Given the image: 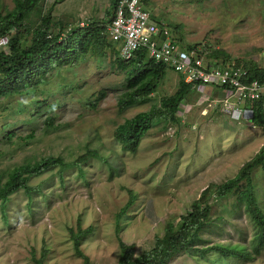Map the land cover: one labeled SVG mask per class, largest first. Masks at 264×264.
I'll return each mask as SVG.
<instances>
[{
	"label": "rangeland",
	"instance_id": "374dc122",
	"mask_svg": "<svg viewBox=\"0 0 264 264\" xmlns=\"http://www.w3.org/2000/svg\"><path fill=\"white\" fill-rule=\"evenodd\" d=\"M52 5L51 35L65 39L74 29L107 26L111 0H46L43 14ZM13 7V0H0V13ZM147 9L172 29L182 47L222 51L228 59L219 61L264 69V0H149ZM26 24L32 32L41 21L32 14ZM30 41L25 34L22 43ZM6 43L0 41V50L8 51ZM118 59L117 45L107 38L100 53L55 65L43 83L0 99L1 184L17 167L47 157L72 163L94 150L106 159L83 165L84 178L77 168L64 171L63 179L58 168L31 177L29 185L37 190L31 200L23 190L10 198L7 222L0 205V264H35V259L84 264L71 231L88 229L81 249L91 264H119V239L139 258L166 236L169 223L177 226L200 203L202 212L209 209L205 221L188 240L190 249L178 250L169 264H264V252L245 262L215 249L245 246L252 252V224L237 194L221 199L216 190L261 152L264 127L231 120L220 102L224 95L194 91L181 103L177 124L156 119L138 151L125 152L116 129L160 108L164 98L177 93L180 79L167 70L156 89L145 94L138 86L129 88L133 73L121 70ZM133 94L140 102L120 105ZM251 180L264 210V170L255 168ZM132 199L117 233V215Z\"/></svg>",
	"mask_w": 264,
	"mask_h": 264
},
{
	"label": "trees",
	"instance_id": "16d2710c",
	"mask_svg": "<svg viewBox=\"0 0 264 264\" xmlns=\"http://www.w3.org/2000/svg\"><path fill=\"white\" fill-rule=\"evenodd\" d=\"M118 1L111 0L107 26L113 21ZM56 2L59 3V1ZM56 2L54 3L58 4ZM148 2L149 0H143L146 6ZM13 4V9L6 10L4 14L0 13V41L7 39L8 47V51L0 50V99L22 95L27 87L43 83L49 68L55 65L64 67L90 53H100L104 43L107 42V26L98 24H94L85 30L80 28L74 29L65 39H63V35L60 33L52 36L50 28L52 26L54 5L49 8L47 13L43 14L46 0H13ZM32 14L38 16L41 25L31 32V27L26 23L30 20ZM25 34L31 36L30 45L22 43ZM209 58L216 60L221 58L228 59V55L222 51H214L212 54H209ZM118 60V67L121 70L126 71L129 69L133 73V77L129 79V88L138 86L137 90L145 94H150L156 89L157 84L164 78L168 70L163 65H157L148 59L145 52L137 53L131 61L124 62L120 58ZM247 68L252 78L264 80V69L250 66H247ZM179 79L177 93L172 97L164 98L161 101L160 108H153L149 112L141 113L116 129L115 137L121 142L122 149L125 152L134 154L138 151L142 139L152 128L156 119L164 118L175 124L179 122L177 119L179 107L188 95L194 92L192 87L186 85L181 77ZM30 82L32 83L30 84ZM132 96L130 100L123 101L120 105L132 106L140 102L137 99L139 95L133 94ZM104 97L105 94H102L98 98L97 103ZM263 117L264 106L263 103H259L253 125L264 127ZM46 122L48 126H51V119L46 120ZM32 137L33 135L30 138ZM91 160L106 162V159L101 157L97 151L88 150L72 163H66L61 157H47L32 165L27 164L17 167L4 184L0 183V205L4 221L7 222L6 205L14 194L23 190L31 200L33 193L37 190V188L29 185L31 177L41 176L52 169L58 168L61 179H63L64 171L77 168L80 178H84L85 174L82 166ZM258 167L264 170V148L250 163L242 168L237 178L225 183L216 190V194L221 199L226 198L231 193L237 194V200L243 205L253 228L252 252L245 246L215 247L224 258L251 262L254 260V257H259L264 252V210L258 202L251 180L252 171ZM242 183L243 190L240 191ZM133 204L134 200L132 199L117 215V233L120 229V221L126 216L127 210ZM200 207L201 203L195 204L191 212L181 218L177 226L169 223L165 228L166 236L163 239H157L153 249L144 253L139 258H134L133 246L127 245L119 239L121 250L119 264H169L178 250L187 251L190 249L188 240H190L192 234H196L197 230L201 228V222L205 221L209 211L208 208H202L204 210L202 212ZM71 232L77 257L82 259L84 264H91L89 258L81 249V242L84 236L91 233V229L84 232L79 231L77 234L73 231ZM198 252L206 254L210 251L199 250ZM34 262L35 264H43V260L41 259H35Z\"/></svg>",
	"mask_w": 264,
	"mask_h": 264
},
{
	"label": "built area",
	"instance_id": "2783aa9c",
	"mask_svg": "<svg viewBox=\"0 0 264 264\" xmlns=\"http://www.w3.org/2000/svg\"><path fill=\"white\" fill-rule=\"evenodd\" d=\"M106 32L110 43L117 45L120 60L131 61L145 52L195 92L224 95L220 102L233 121L253 124L257 105L264 106V80L252 78L245 64L210 59L201 47H182L167 25L154 20L143 0H119Z\"/></svg>",
	"mask_w": 264,
	"mask_h": 264
},
{
	"label": "clouds",
	"instance_id": "9594fccd",
	"mask_svg": "<svg viewBox=\"0 0 264 264\" xmlns=\"http://www.w3.org/2000/svg\"><path fill=\"white\" fill-rule=\"evenodd\" d=\"M6 45H7V43H6Z\"/></svg>",
	"mask_w": 264,
	"mask_h": 264
}]
</instances>
